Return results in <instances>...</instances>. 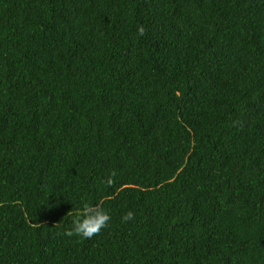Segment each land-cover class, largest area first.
<instances>
[{
	"label": "trees",
	"instance_id": "16d2710c",
	"mask_svg": "<svg viewBox=\"0 0 264 264\" xmlns=\"http://www.w3.org/2000/svg\"><path fill=\"white\" fill-rule=\"evenodd\" d=\"M0 264H264V0H0Z\"/></svg>",
	"mask_w": 264,
	"mask_h": 264
},
{
	"label": "clouds",
	"instance_id": "9594fccd",
	"mask_svg": "<svg viewBox=\"0 0 264 264\" xmlns=\"http://www.w3.org/2000/svg\"><path fill=\"white\" fill-rule=\"evenodd\" d=\"M111 180L108 181L111 184ZM133 213L127 212L125 219H132ZM111 222V215L107 209L100 205L85 203L80 215L73 219L69 236L75 235L79 238L90 239L99 235Z\"/></svg>",
	"mask_w": 264,
	"mask_h": 264
}]
</instances>
